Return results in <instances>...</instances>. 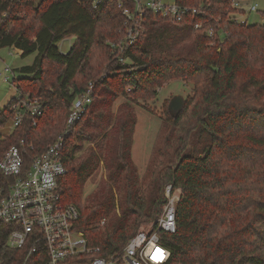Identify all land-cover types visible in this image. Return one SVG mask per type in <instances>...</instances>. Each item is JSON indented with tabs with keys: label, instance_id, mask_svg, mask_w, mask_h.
<instances>
[{
	"label": "trees",
	"instance_id": "16d2710c",
	"mask_svg": "<svg viewBox=\"0 0 264 264\" xmlns=\"http://www.w3.org/2000/svg\"><path fill=\"white\" fill-rule=\"evenodd\" d=\"M176 1L206 10L179 23L150 14L139 40L119 51L111 44L124 38V16L114 1L93 8L89 0H0V48L36 54L33 64L19 68L17 88L44 102L37 124L27 117L0 141V155L23 140L33 145L32 155L45 151L93 82L89 109L65 137L68 171L59 180L63 201L80 211L77 225L89 244L100 255L118 254L142 222L161 214L172 184L182 193L177 230L162 234L168 264H264V24L230 20L244 13L233 0ZM70 36L76 43L61 51L59 43ZM174 80L192 83L193 93L177 116L168 104L141 174L133 159L132 102L156 97ZM121 97L126 101L114 109ZM13 99L0 109V126L13 117ZM102 164L110 170L107 182L82 201ZM11 231L0 224V264L23 262L31 247L10 248ZM45 259L37 252L30 261Z\"/></svg>",
	"mask_w": 264,
	"mask_h": 264
},
{
	"label": "built area",
	"instance_id": "2783aa9c",
	"mask_svg": "<svg viewBox=\"0 0 264 264\" xmlns=\"http://www.w3.org/2000/svg\"><path fill=\"white\" fill-rule=\"evenodd\" d=\"M93 8H99L106 1H114L122 11L124 38L112 43L114 49L123 51L133 46L145 31L148 15L159 16L179 23L189 16H203L204 4L191 6L177 1L164 0H89ZM246 0H233V7L244 13H233L229 19L245 23ZM252 4L248 11H257ZM202 23H197L200 28ZM214 35L215 30H208ZM11 75L2 76L4 82L15 83L14 72L5 68ZM73 101L66 122L65 131L43 152L32 155L33 145L25 141L12 145L0 155V224L10 225L12 231L8 245L13 249L31 245L26 258L18 264H31V256L37 252L45 253L46 259L38 264H168L171 250L162 239L163 233L177 230L176 207L181 197V189L166 188L167 202L162 213L153 222L141 227L125 247L116 255H100L101 248L91 246L83 232L78 228L80 211L73 203L63 201V190L59 180L68 171L62 155L65 137L72 127L86 114L93 101L94 86ZM17 88V87H16ZM13 117L8 134L0 133V141L9 137L13 131L29 117L33 124L44 114L41 98L25 95L18 88L10 104ZM104 223V221H103ZM158 250V251H157ZM37 264V263H35Z\"/></svg>",
	"mask_w": 264,
	"mask_h": 264
},
{
	"label": "rangeland",
	"instance_id": "374dc122",
	"mask_svg": "<svg viewBox=\"0 0 264 264\" xmlns=\"http://www.w3.org/2000/svg\"><path fill=\"white\" fill-rule=\"evenodd\" d=\"M164 1L173 3L176 0ZM252 4H257V11H248L249 7ZM244 6L247 12L242 17L243 20H248V24H264V0H246ZM76 41L77 39L75 36H70L62 40L58 46L61 51L65 52L69 50V48L72 47L76 43ZM182 45L187 46L188 44L186 42H183L180 46ZM98 52L99 49H97L96 53ZM35 58V53L27 57H22L14 48H0V75H11V73L6 71L5 69L6 67H10V69H12L14 72V76L17 78L23 75L19 71V68L24 65L33 64ZM105 75L106 74L104 73L101 77H105ZM16 87V83L4 82L0 79V109H3L8 104L10 99L16 95ZM193 87L194 86L192 83L187 84L182 80H174L166 84L164 87L158 88V94L156 97L144 96L143 99L140 98L139 100L132 102L138 116L137 126L135 128L136 130L134 134L133 158L139 168V172H145L146 165L151 154L152 147L155 143L157 134L160 130L162 120L166 116L168 104L176 96H181L187 99L192 95L194 90ZM99 98L100 96H98L97 100H99ZM125 101V98H119L114 104V109H116ZM89 117L92 118V115L90 114ZM10 122V120H7L5 124L0 126V133H9V131L11 130ZM75 142L76 141L74 140L73 144ZM84 145L85 147H87L90 144L84 143ZM77 154L79 155L80 153ZM109 171L110 170L107 169L105 164L100 165L99 169L85 184V187L82 191V201H84L88 194L95 190L98 185L107 182V174ZM167 186L165 187V195ZM114 188L115 187H113L115 198L118 199L117 191ZM103 221L104 220H102V223ZM153 221L154 220L142 222L138 230Z\"/></svg>",
	"mask_w": 264,
	"mask_h": 264
},
{
	"label": "water",
	"instance_id": "95a60500",
	"mask_svg": "<svg viewBox=\"0 0 264 264\" xmlns=\"http://www.w3.org/2000/svg\"><path fill=\"white\" fill-rule=\"evenodd\" d=\"M184 104H185V98L181 96L174 97L169 103V107H168L169 112L173 116H177L179 112L182 110Z\"/></svg>",
	"mask_w": 264,
	"mask_h": 264
},
{
	"label": "crops",
	"instance_id": "0c3cea01",
	"mask_svg": "<svg viewBox=\"0 0 264 264\" xmlns=\"http://www.w3.org/2000/svg\"><path fill=\"white\" fill-rule=\"evenodd\" d=\"M71 49V47L69 48V50ZM69 50L65 51V52H68ZM134 146V145H133ZM150 158V156H149ZM134 159V158H133ZM149 160V159H148ZM135 161V160H134ZM148 163V162H147ZM141 174H143L144 172H140Z\"/></svg>",
	"mask_w": 264,
	"mask_h": 264
},
{
	"label": "snow or ice",
	"instance_id": "6c2138e0",
	"mask_svg": "<svg viewBox=\"0 0 264 264\" xmlns=\"http://www.w3.org/2000/svg\"><path fill=\"white\" fill-rule=\"evenodd\" d=\"M158 251V250H157Z\"/></svg>",
	"mask_w": 264,
	"mask_h": 264
}]
</instances>
